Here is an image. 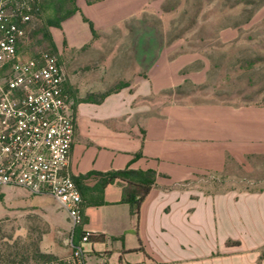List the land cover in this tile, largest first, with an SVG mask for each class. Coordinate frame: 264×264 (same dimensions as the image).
<instances>
[{
	"label": "crops",
	"instance_id": "obj_1",
	"mask_svg": "<svg viewBox=\"0 0 264 264\" xmlns=\"http://www.w3.org/2000/svg\"><path fill=\"white\" fill-rule=\"evenodd\" d=\"M76 6L79 11L61 23V38L54 35L75 116L69 170L74 177L123 169L157 173L140 208L138 232L135 219L131 228L138 245L130 246L126 256L139 259L119 257L117 264H258L264 189L206 194L191 183L199 174L223 172L227 159L246 168L251 159L264 157V103L171 98L188 82L208 84L210 60L198 53L173 55L176 45L164 44L155 25L137 17L145 7L132 11L114 0L93 5L76 0ZM120 26L128 31L115 33ZM113 40L120 41L119 48H110ZM119 59L124 65H116ZM195 63L201 65L190 69ZM83 183L93 187L96 181ZM123 185L107 186L102 205L129 206L120 203ZM99 201L92 191L83 198L84 229L97 233L91 243L95 255L102 253L95 247L107 237L90 226L87 213ZM174 228L187 246L200 250L185 259L159 257L152 238L161 245L164 233ZM121 233L124 241L127 232ZM228 241L239 244L228 247ZM140 245L145 253L137 250ZM106 255L108 264L111 256Z\"/></svg>",
	"mask_w": 264,
	"mask_h": 264
},
{
	"label": "rangeland",
	"instance_id": "obj_2",
	"mask_svg": "<svg viewBox=\"0 0 264 264\" xmlns=\"http://www.w3.org/2000/svg\"><path fill=\"white\" fill-rule=\"evenodd\" d=\"M24 2L30 19L23 27L20 51L28 57L32 51L50 47L51 41L55 43L54 35L60 39L61 33L58 31L60 26H49L48 21L52 19L50 9L43 10L37 17L30 14V1ZM116 3L129 6L132 11L145 7L137 17L152 22L162 35L164 44L176 45L173 55L198 53L210 60L208 84L198 86L188 82L172 92L171 98L192 103L208 100L233 105L264 103V0H114ZM40 27L43 28L38 30ZM127 31L125 26L114 30L117 34ZM109 43L110 48L120 47L119 40ZM123 63L119 59L116 65ZM200 65L195 63L190 69ZM130 69L129 63L128 71ZM114 81L117 80L112 79ZM250 164L244 168L232 162L224 172L199 174L191 187L206 194L232 189L256 193L264 189V157L251 159ZM90 179L98 180L95 176ZM115 197L113 192L111 198ZM93 199L96 200V197ZM87 217L90 226L102 230L107 237L105 244L95 247L102 253L95 255L88 246L87 260L90 264H106L107 252L111 256L108 264H117L119 257L122 260L139 259V256H126L130 246L138 245L131 230L134 217L129 206L92 207ZM71 228L67 213L51 197L32 195L16 187L1 189L0 264H34L40 254L65 258L70 253L68 241ZM124 231L127 233L123 241L119 235ZM164 234L165 237L160 234L164 238L162 246L160 239L152 238L151 246L159 257L185 259L200 250L187 246L182 240L183 233L175 228ZM259 252L264 255V247ZM254 254L248 253V256Z\"/></svg>",
	"mask_w": 264,
	"mask_h": 264
},
{
	"label": "built area",
	"instance_id": "obj_3",
	"mask_svg": "<svg viewBox=\"0 0 264 264\" xmlns=\"http://www.w3.org/2000/svg\"><path fill=\"white\" fill-rule=\"evenodd\" d=\"M25 0H0V192L16 187L49 196L72 226L70 253L34 264H90L94 231L82 225V196L69 170L75 116L64 86V71L48 53L21 57L18 45L30 15ZM94 253V252H93Z\"/></svg>",
	"mask_w": 264,
	"mask_h": 264
},
{
	"label": "trees",
	"instance_id": "obj_4",
	"mask_svg": "<svg viewBox=\"0 0 264 264\" xmlns=\"http://www.w3.org/2000/svg\"><path fill=\"white\" fill-rule=\"evenodd\" d=\"M31 4V11L30 14H35L37 17H40L42 14V11L45 9H50L52 13V19L48 22H50L49 26H61V23L66 20L67 18L73 16L75 13L79 11L78 7L76 6V0H29ZM88 5H93L95 3L104 1V0H86ZM43 28V27H42ZM41 27L38 28V30L42 29ZM46 38H48V35L45 34ZM50 47L45 49H39L36 51H32L29 58L37 59L38 61L41 60L43 53H48L52 58L59 61L58 56V49L54 42L51 41L49 43ZM21 48V41L18 45V55L21 57H24L20 51ZM87 100V99H86ZM234 161L227 159V163L225 166L224 171L227 169L228 165ZM223 171V172H224ZM91 176H95L98 178L96 183L93 185V187H87L84 185V181ZM157 178V173L154 171H141V170H133V169H123V170H117V171H110L107 173H98V172H91L83 176H75L74 181L77 184L79 191L82 196V201L84 196L92 191L93 193H96L100 197L99 204H104L102 200V195L104 193V190L107 188V186L113 184L116 181L123 182L122 192H121V199L120 203L127 204L130 206L132 210V215L135 219V233L138 232V223H139V216H140V208L145 200V198L148 196L150 191L155 186V181ZM233 190V189H232ZM263 190V189H262ZM262 190H259L257 192H260ZM230 191V190H229ZM246 191V190H243ZM249 192V191H246ZM96 197V196H95ZM83 206V202H82ZM83 227H84V220L82 225L77 227L75 229V239L79 240L83 235ZM97 236V233L93 234L92 239ZM238 242H232L228 241L227 246L232 247L238 245ZM143 253L144 250L142 246L137 249ZM53 259L50 255L40 254L38 259L39 261H45ZM264 259V255L261 254L259 256V262Z\"/></svg>",
	"mask_w": 264,
	"mask_h": 264
}]
</instances>
